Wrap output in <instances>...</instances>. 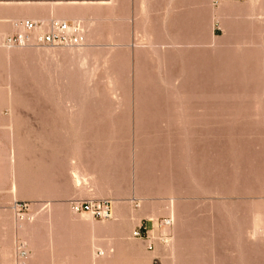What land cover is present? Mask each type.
Listing matches in <instances>:
<instances>
[{
  "label": "rangeland",
  "instance_id": "obj_1",
  "mask_svg": "<svg viewBox=\"0 0 264 264\" xmlns=\"http://www.w3.org/2000/svg\"><path fill=\"white\" fill-rule=\"evenodd\" d=\"M132 4L78 48L0 6V263L264 264V0Z\"/></svg>",
  "mask_w": 264,
  "mask_h": 264
},
{
  "label": "built area",
  "instance_id": "obj_2",
  "mask_svg": "<svg viewBox=\"0 0 264 264\" xmlns=\"http://www.w3.org/2000/svg\"><path fill=\"white\" fill-rule=\"evenodd\" d=\"M17 28V33L6 37L4 44L8 47H45V48H78L83 46L84 37L81 34L78 25H69L64 21H50L42 23L41 21L24 20L14 24ZM82 211L89 212L91 208L88 205L81 206ZM93 210V209H92ZM78 211V209H77ZM94 215L100 218H106L107 212L101 209H95ZM171 220H163L161 225L169 226ZM134 239H141L145 242L146 249L153 251L154 240L147 234L142 232L141 229L133 232ZM99 253V256H102Z\"/></svg>",
  "mask_w": 264,
  "mask_h": 264
},
{
  "label": "crops",
  "instance_id": "obj_3",
  "mask_svg": "<svg viewBox=\"0 0 264 264\" xmlns=\"http://www.w3.org/2000/svg\"><path fill=\"white\" fill-rule=\"evenodd\" d=\"M17 3H38V14L47 16L43 19L45 23L52 20L65 21L69 24H79L84 29L90 23L94 24L93 17L87 15H93L94 10L110 6L111 0H0V6L3 7H13V4ZM132 5V0H126V7L129 10Z\"/></svg>",
  "mask_w": 264,
  "mask_h": 264
},
{
  "label": "bare ground",
  "instance_id": "obj_4",
  "mask_svg": "<svg viewBox=\"0 0 264 264\" xmlns=\"http://www.w3.org/2000/svg\"><path fill=\"white\" fill-rule=\"evenodd\" d=\"M65 22V21H64ZM70 25V24H69ZM75 174V173H74ZM77 174V173H76ZM73 176V175H72ZM78 179V178H77ZM260 218V217H259ZM256 221V220H255ZM259 221H257V223H258ZM259 225H260V223H259ZM258 224H256V226H255V224H254V226H255V233H258V231H259V229H260V226H259ZM263 227V226H262ZM1 264V263H0ZM3 264V263H2ZM6 264V263H5Z\"/></svg>",
  "mask_w": 264,
  "mask_h": 264
}]
</instances>
